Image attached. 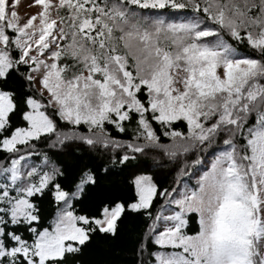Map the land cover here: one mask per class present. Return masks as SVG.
Here are the masks:
<instances>
[{"label":"snow or ice","instance_id":"1","mask_svg":"<svg viewBox=\"0 0 264 264\" xmlns=\"http://www.w3.org/2000/svg\"><path fill=\"white\" fill-rule=\"evenodd\" d=\"M0 0V264H264V0Z\"/></svg>","mask_w":264,"mask_h":264},{"label":"rangeland","instance_id":"2","mask_svg":"<svg viewBox=\"0 0 264 264\" xmlns=\"http://www.w3.org/2000/svg\"><path fill=\"white\" fill-rule=\"evenodd\" d=\"M30 4V0H19L18 3V11L20 15L23 17L26 14H31L35 12V7H29L28 5Z\"/></svg>","mask_w":264,"mask_h":264}]
</instances>
